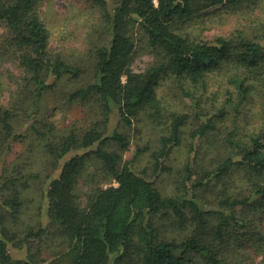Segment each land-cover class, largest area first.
<instances>
[{
    "label": "trees",
    "instance_id": "1",
    "mask_svg": "<svg viewBox=\"0 0 264 264\" xmlns=\"http://www.w3.org/2000/svg\"><path fill=\"white\" fill-rule=\"evenodd\" d=\"M88 1L102 9L110 38L94 51L95 81L73 90L68 99L96 102L104 118L117 114L129 127L143 109H150L155 124L162 127L159 145L151 152L148 165L139 169L136 161L149 146L128 155L131 135L108 132L107 120L48 141V152L59 166L58 176L45 192L49 224L39 230L30 228L28 236L54 233L68 243L64 254L59 251L49 262L36 253L16 256L17 248L31 242L30 237L20 240L11 224L23 202L18 190H5L18 179L5 178L0 171V264H245L250 253L261 255L264 264V225L258 218L264 213V121L246 136L249 140L239 139L237 131L231 130L215 156L218 164L203 162L208 153L206 139L217 129L219 119L231 108L238 110L250 95L254 85L246 81V70L264 75V27L256 35L240 31L195 41L177 26L217 8L236 9L260 0ZM40 3L0 0V26L5 24L12 33L8 41L14 49L7 52L18 54L27 83L34 85L36 109L39 98L57 80L66 75L80 78L86 71L82 64L53 54L52 33L43 21ZM136 28L158 56L142 71L133 69ZM215 72L236 90L214 91L210 79ZM167 78L183 86L191 113L163 105L157 86ZM203 93L214 95L209 105L203 102ZM13 115L11 109L0 108V135L18 136ZM191 123L196 127L189 130L193 141L178 190L163 194L156 180L172 172L169 158L184 143ZM90 163L117 184L97 187L82 206L78 188ZM235 172L240 181L245 179L239 186L231 183ZM65 254L69 257L66 263ZM60 256L62 260L57 259Z\"/></svg>",
    "mask_w": 264,
    "mask_h": 264
},
{
    "label": "rangeland",
    "instance_id": "2",
    "mask_svg": "<svg viewBox=\"0 0 264 264\" xmlns=\"http://www.w3.org/2000/svg\"><path fill=\"white\" fill-rule=\"evenodd\" d=\"M39 8L43 21L52 33L53 54L61 55L72 63L82 64L86 71L80 78L74 79L66 75L57 80L55 87L46 90L39 98L36 109L34 85L27 83L28 75L19 63L18 54L7 52L14 49L8 41L12 33L5 24L0 26V108L11 109L14 113L11 121L15 132L18 133V136L10 137L0 135V171L5 178L18 179L13 186L10 184L5 190H18L23 202L17 220L11 221V224L20 240L30 237L28 241L31 242L30 246L28 243L22 248L18 246L15 250L16 256L25 258L30 253H36L38 257L45 259V262H49L60 254L59 251L64 254L68 243L55 237L54 233L28 236L30 228L39 230L49 224L45 192L51 180L58 176L59 166L48 152V141L61 139L71 129L86 128L98 120H107L108 132L118 130L131 135L128 155H133L139 148L149 146L150 149L136 161L137 167L143 169L150 162L151 152L159 145L162 127L155 124L150 109H143L129 127L120 121L117 114H112L108 119L104 118L100 105L96 102L70 101L68 95L73 90L95 81L94 51L109 42L108 22L102 9L88 0H41ZM177 26L181 33L195 41L214 40L221 35L229 37L240 31H244L248 36L256 35L264 27V0L254 1L252 4L246 2L236 9L217 8L207 14L202 13L180 21ZM157 59L158 56L149 47L146 36L140 28L137 29L133 69L142 71ZM246 74V81L254 86L248 99L239 109L231 108L219 119L217 129L212 132L210 139H206L208 153L203 159L206 165L218 164L219 160H215V156L222 149L231 130L237 131L235 134L239 139L249 140L246 136L251 131L258 130L264 121V75L259 70H246ZM210 81H213L212 89H220L222 94L227 88L236 90L228 84V79L219 73H213ZM220 83L225 88H219ZM182 87L177 80L167 78L158 84V96L163 105L172 111L191 113L190 100L183 95ZM213 97L214 95L203 93V102L209 105ZM224 98L225 95L220 101ZM217 105H220V102ZM28 107L34 108L29 110ZM194 127L195 124L191 123L186 128L184 143L175 148L169 158L172 172L163 174L156 180L163 194H175L178 190L182 169L190 152L189 144L193 141L189 130ZM196 142L198 146L203 145V141ZM88 167L90 168L80 180L78 188V201L82 206L87 204L88 195L97 187L117 184L115 180H108L104 175L97 173L98 169L94 168L92 163ZM238 177L239 174L235 172L230 178L231 183L239 186L238 184L245 182V179L240 181ZM243 177L245 176L242 171L241 178ZM258 218L263 220L261 225H264V213L259 214ZM166 236L170 235L166 232ZM175 236L179 235L175 233ZM250 249L251 247L249 251ZM57 259L62 260V257ZM68 259L65 254L63 262L66 263ZM262 259L261 255L250 253V256L245 257V264H261Z\"/></svg>",
    "mask_w": 264,
    "mask_h": 264
}]
</instances>
